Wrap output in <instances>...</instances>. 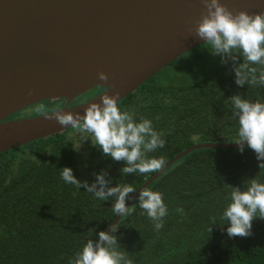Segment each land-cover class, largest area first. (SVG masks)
<instances>
[{"label": "trees", "instance_id": "trees-1", "mask_svg": "<svg viewBox=\"0 0 264 264\" xmlns=\"http://www.w3.org/2000/svg\"><path fill=\"white\" fill-rule=\"evenodd\" d=\"M209 50L205 44L184 55L181 59L191 56L182 64L180 76L166 82L157 79L167 67L119 103L137 122L150 119L163 133L165 146L147 155L163 156L165 166L197 144H232L238 139L232 96L264 102V86H238L233 62L222 64L221 57ZM213 60L217 69L209 77L193 68V62L203 67ZM106 89L97 88L77 100L91 99ZM71 132L75 129L0 155V264H73L87 241L98 239L117 218L113 199L101 201L83 186L64 182L60 172L64 167L89 184L107 170L109 187L126 183L136 190L158 173L124 175L120 169L126 162L105 157L88 141L83 158ZM238 149L195 150L148 187L164 194L168 208L160 231L139 207L138 198L133 202L115 233L132 264H264V220L253 221L251 236L230 237V223L222 219L232 187L244 190L245 182L255 177L264 182L256 153Z\"/></svg>", "mask_w": 264, "mask_h": 264}, {"label": "water", "instance_id": "water-1", "mask_svg": "<svg viewBox=\"0 0 264 264\" xmlns=\"http://www.w3.org/2000/svg\"><path fill=\"white\" fill-rule=\"evenodd\" d=\"M221 3L234 13L264 12V0ZM205 11L201 0H0V155L71 129L48 117L51 113L5 121L17 112L45 101L66 100L60 111L84 115L102 94L115 91L120 92V103L169 65L205 45L190 31ZM100 72L109 79L99 80ZM97 88L107 89L70 106ZM237 147L232 143L189 148L145 182L127 206L191 152ZM123 217L117 216L112 225Z\"/></svg>", "mask_w": 264, "mask_h": 264}, {"label": "clouds", "instance_id": "clouds-1", "mask_svg": "<svg viewBox=\"0 0 264 264\" xmlns=\"http://www.w3.org/2000/svg\"><path fill=\"white\" fill-rule=\"evenodd\" d=\"M201 2L206 11L190 31L210 45L209 51L220 56L222 64L233 62L238 86L245 83L250 87L264 86V12L234 13L221 0ZM240 57H243V63H238ZM98 79L107 81L109 76L100 72ZM109 87L114 88L113 85ZM100 97V102L91 103L84 115L52 110L48 117H54L61 126L75 129L82 142L90 138L93 146L101 149L105 157L126 162V166L120 169L124 175L161 171L166 164L165 158L149 157L147 154L165 146L163 133L154 129L150 119L141 118L137 122L131 112L122 110L119 91ZM230 101L232 117L238 120L239 125L238 139L234 143L239 145L240 152L245 147L252 149L257 159L262 161L259 167L264 170V102L259 99L252 101L239 94L232 96ZM38 111L47 112V109L41 105ZM60 172L64 182L79 189L83 186L95 198L101 201L113 199L112 209L117 216H126L132 210L127 206V201L131 198L130 194L137 190L126 183L109 187L112 181L106 178L107 170L97 174L95 182L91 184L78 180L70 167H64ZM163 196V193L146 187L138 197L139 207L147 213L156 231L163 228L164 218L168 215ZM229 199L222 214V219L230 223L228 235L251 236L253 221L257 218L264 220V182L255 177L245 182L244 190L232 187ZM176 211L183 213V208ZM119 227V224H110L111 234L104 230L99 232L98 239H89L77 253L73 264H132L127 251L118 243L115 233Z\"/></svg>", "mask_w": 264, "mask_h": 264}, {"label": "rangeland", "instance_id": "rangeland-1", "mask_svg": "<svg viewBox=\"0 0 264 264\" xmlns=\"http://www.w3.org/2000/svg\"><path fill=\"white\" fill-rule=\"evenodd\" d=\"M191 55H188L184 58H180L179 60L175 61L174 63H172L171 65L168 66V68L165 70V72L158 76L157 79L163 80L164 82L168 81V79L172 78L174 79L177 76H180L182 70H181V66L183 63H188V58ZM193 68L196 70H200L201 74L204 77H209L211 76L217 69V65H216V61L213 60L211 61L209 64H205L202 67V64H200L199 62H193ZM197 74V73H196ZM197 76H199V74H197ZM95 97V96H94ZM90 100L88 97L85 98V101ZM61 101V100H60ZM84 102V101H83ZM78 101L77 99L74 100L72 103V106H76L80 103H83ZM65 102H60L59 103H50L49 101H45L42 102L40 104H37L35 106H32L31 108L25 109L24 111L19 112V114L12 116L13 120H22V119H29V118H34V117H38V116H43L46 114H49L52 112V110H60L62 108H64ZM43 105L45 106V108L47 109V112H42V111H38V108ZM71 137L74 140L75 146L76 148L80 151V153L82 154V157L85 158L87 156V152H86V141H81V137L80 134L78 132H71ZM89 143H92V140L89 138L87 140ZM81 169H83V166H81Z\"/></svg>", "mask_w": 264, "mask_h": 264}, {"label": "flooded vegetation", "instance_id": "flooded-vegetation-1", "mask_svg": "<svg viewBox=\"0 0 264 264\" xmlns=\"http://www.w3.org/2000/svg\"><path fill=\"white\" fill-rule=\"evenodd\" d=\"M105 90H103L102 92H99L96 96H98L99 94H101V93H103ZM95 96V97H96ZM94 98V97H93ZM92 99V98H91ZM87 101V100H86ZM62 102H65V104H64V106L63 107H65L66 106V100L65 101H62ZM85 102V101H84ZM81 104V103H80ZM73 105V103L70 105V106H72ZM29 108H31V107H29ZM28 109V108H27ZM25 110V109H24ZM24 110H22V111H24ZM21 112V111H20ZM17 114H19V112H17L16 114H14V115H12V116H15V115H17ZM12 116H10L8 119H6L5 121H10V120H13L12 119Z\"/></svg>", "mask_w": 264, "mask_h": 264}]
</instances>
